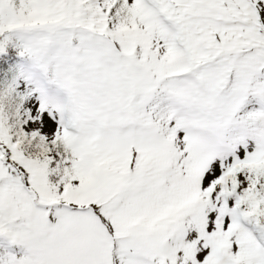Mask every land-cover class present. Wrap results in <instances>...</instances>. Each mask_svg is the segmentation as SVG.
I'll list each match as a JSON object with an SVG mask.
<instances>
[{"label": "snow or ice", "instance_id": "6c2138e0", "mask_svg": "<svg viewBox=\"0 0 264 264\" xmlns=\"http://www.w3.org/2000/svg\"><path fill=\"white\" fill-rule=\"evenodd\" d=\"M0 264H264V0H0Z\"/></svg>", "mask_w": 264, "mask_h": 264}]
</instances>
